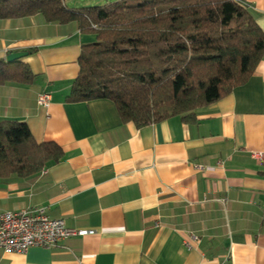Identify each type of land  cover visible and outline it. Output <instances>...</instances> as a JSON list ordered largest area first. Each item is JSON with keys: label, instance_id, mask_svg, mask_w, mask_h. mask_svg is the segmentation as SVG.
<instances>
[{"label": "crops", "instance_id": "obj_1", "mask_svg": "<svg viewBox=\"0 0 264 264\" xmlns=\"http://www.w3.org/2000/svg\"><path fill=\"white\" fill-rule=\"evenodd\" d=\"M118 0H65L70 9ZM264 31V0H247ZM96 34L41 15L0 19V59L34 78L0 85V122L64 151L36 179L0 184V215L44 207L71 230L55 248L0 249V264H264V56L249 81L185 122L137 128L107 99L67 101ZM31 50H34L32 52ZM50 93L48 107L38 102Z\"/></svg>", "mask_w": 264, "mask_h": 264}, {"label": "trees", "instance_id": "obj_2", "mask_svg": "<svg viewBox=\"0 0 264 264\" xmlns=\"http://www.w3.org/2000/svg\"><path fill=\"white\" fill-rule=\"evenodd\" d=\"M35 15L97 36L82 46L67 101L110 100L137 128L176 116L194 121L245 85L264 56V31L247 0H118L78 9L65 0H0V19ZM33 78L22 59H0V85ZM63 157L27 124L0 122L1 185L34 180Z\"/></svg>", "mask_w": 264, "mask_h": 264}, {"label": "built area", "instance_id": "obj_3", "mask_svg": "<svg viewBox=\"0 0 264 264\" xmlns=\"http://www.w3.org/2000/svg\"><path fill=\"white\" fill-rule=\"evenodd\" d=\"M50 93L38 97L40 105L48 107ZM252 157L264 162V152H254ZM93 231L71 230L63 219L51 218L44 207L0 215V249L9 253L23 254L32 247L55 248L70 236H83Z\"/></svg>", "mask_w": 264, "mask_h": 264}, {"label": "water", "instance_id": "obj_4", "mask_svg": "<svg viewBox=\"0 0 264 264\" xmlns=\"http://www.w3.org/2000/svg\"><path fill=\"white\" fill-rule=\"evenodd\" d=\"M29 53L28 52H17V53H12L7 56L6 61L7 62H13L16 60H20L24 57H26Z\"/></svg>", "mask_w": 264, "mask_h": 264}, {"label": "rangeland", "instance_id": "obj_5", "mask_svg": "<svg viewBox=\"0 0 264 264\" xmlns=\"http://www.w3.org/2000/svg\"><path fill=\"white\" fill-rule=\"evenodd\" d=\"M91 7H94V6H91Z\"/></svg>", "mask_w": 264, "mask_h": 264}]
</instances>
